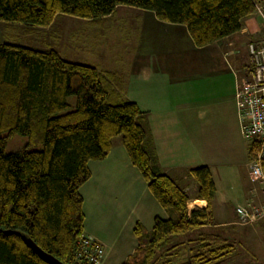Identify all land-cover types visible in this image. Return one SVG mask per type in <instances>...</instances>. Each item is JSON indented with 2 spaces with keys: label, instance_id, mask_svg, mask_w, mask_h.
Masks as SVG:
<instances>
[{
  "label": "trees",
  "instance_id": "1",
  "mask_svg": "<svg viewBox=\"0 0 264 264\" xmlns=\"http://www.w3.org/2000/svg\"><path fill=\"white\" fill-rule=\"evenodd\" d=\"M257 1L0 0V22L47 27L61 14L100 20L123 5L185 25L194 44L203 47L238 32ZM123 83L120 71L100 72L66 61L53 50L0 44V264H47L22 236L63 264H90L76 257L84 235L79 189L90 178L89 161L104 160L118 137L148 190L170 215L155 218L150 232L135 226L139 246L124 264H219L233 253L234 244L218 234L177 242L179 235L211 218V172L205 166L189 171L197 198L207 204L204 211L189 213L186 192L153 163L140 122L143 112L123 99ZM14 134L27 138L26 148L6 152Z\"/></svg>",
  "mask_w": 264,
  "mask_h": 264
},
{
  "label": "crops",
  "instance_id": "2",
  "mask_svg": "<svg viewBox=\"0 0 264 264\" xmlns=\"http://www.w3.org/2000/svg\"><path fill=\"white\" fill-rule=\"evenodd\" d=\"M140 12L147 15L141 32L132 36L131 50L117 55L115 49L113 62L98 69L123 73L120 94L143 112L145 147L158 170L186 192L189 213L204 211L207 205L197 198L189 171L205 166L211 172V218L179 235L177 242L218 234L235 248L219 264H233L241 251L264 261V220L243 225L236 212L249 201L259 203L262 194L252 191L250 144L241 136L234 99L237 83L251 69L248 44L264 38V17L254 13L242 20L238 32L197 47L185 25ZM17 31V26L0 22V44L14 40L11 33ZM88 169L90 178L79 189L83 233L104 247L99 264H124L139 246L135 226L139 223L150 232L155 218L170 215L148 190L121 139L113 141L104 160L89 161Z\"/></svg>",
  "mask_w": 264,
  "mask_h": 264
},
{
  "label": "rangeland",
  "instance_id": "3",
  "mask_svg": "<svg viewBox=\"0 0 264 264\" xmlns=\"http://www.w3.org/2000/svg\"><path fill=\"white\" fill-rule=\"evenodd\" d=\"M140 10L122 5L100 20H86L61 14L47 27L17 26V33H11L15 35L11 42L38 50H53L66 61L101 69L107 63L113 62L112 52L115 49L117 55L131 50L132 36L141 32L139 27L142 18L147 15L140 14ZM133 44L138 42L134 40ZM123 60L127 61V58ZM69 102L74 105V98H69ZM26 145V137L14 134L8 138L5 151L18 152L25 149ZM233 264H264V261L260 262L241 251Z\"/></svg>",
  "mask_w": 264,
  "mask_h": 264
},
{
  "label": "built area",
  "instance_id": "4",
  "mask_svg": "<svg viewBox=\"0 0 264 264\" xmlns=\"http://www.w3.org/2000/svg\"><path fill=\"white\" fill-rule=\"evenodd\" d=\"M256 14L264 17V2H255ZM251 69L235 89V103L241 136L252 148L248 163L249 179L259 191L262 200L259 203L249 201L236 209L239 222L250 225L264 220V38L259 44H248ZM104 247L96 240L83 235L78 242L77 258L90 264H99L104 256Z\"/></svg>",
  "mask_w": 264,
  "mask_h": 264
},
{
  "label": "water",
  "instance_id": "5",
  "mask_svg": "<svg viewBox=\"0 0 264 264\" xmlns=\"http://www.w3.org/2000/svg\"><path fill=\"white\" fill-rule=\"evenodd\" d=\"M24 243L44 262L47 264H63L53 256L43 252L33 241L25 236H22Z\"/></svg>",
  "mask_w": 264,
  "mask_h": 264
}]
</instances>
